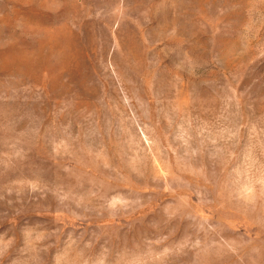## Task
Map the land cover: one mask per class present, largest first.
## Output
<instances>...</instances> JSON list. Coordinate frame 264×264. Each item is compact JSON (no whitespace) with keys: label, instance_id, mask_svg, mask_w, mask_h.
<instances>
[{"label":"rangeland","instance_id":"obj_1","mask_svg":"<svg viewBox=\"0 0 264 264\" xmlns=\"http://www.w3.org/2000/svg\"><path fill=\"white\" fill-rule=\"evenodd\" d=\"M0 264H264V0H0Z\"/></svg>","mask_w":264,"mask_h":264}]
</instances>
